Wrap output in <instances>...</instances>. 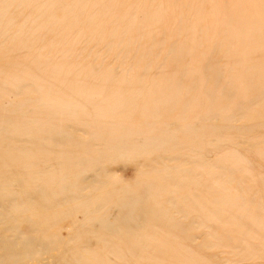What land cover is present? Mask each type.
<instances>
[{
  "label": "rangeland",
  "instance_id": "1",
  "mask_svg": "<svg viewBox=\"0 0 264 264\" xmlns=\"http://www.w3.org/2000/svg\"><path fill=\"white\" fill-rule=\"evenodd\" d=\"M0 264H264V0H0Z\"/></svg>",
  "mask_w": 264,
  "mask_h": 264
},
{
  "label": "bare ground",
  "instance_id": "2",
  "mask_svg": "<svg viewBox=\"0 0 264 264\" xmlns=\"http://www.w3.org/2000/svg\"><path fill=\"white\" fill-rule=\"evenodd\" d=\"M1 160H2V157H1Z\"/></svg>",
  "mask_w": 264,
  "mask_h": 264
}]
</instances>
